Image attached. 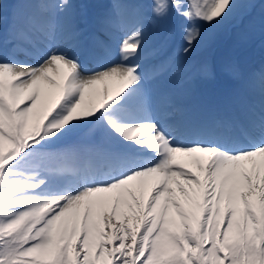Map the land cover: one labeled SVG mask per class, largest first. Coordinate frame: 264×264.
<instances>
[{
    "label": "snow or ice",
    "instance_id": "1",
    "mask_svg": "<svg viewBox=\"0 0 264 264\" xmlns=\"http://www.w3.org/2000/svg\"><path fill=\"white\" fill-rule=\"evenodd\" d=\"M77 7L0 0V264H264V72L202 98L151 44L264 30V0Z\"/></svg>",
    "mask_w": 264,
    "mask_h": 264
},
{
    "label": "rangeland",
    "instance_id": "2",
    "mask_svg": "<svg viewBox=\"0 0 264 264\" xmlns=\"http://www.w3.org/2000/svg\"><path fill=\"white\" fill-rule=\"evenodd\" d=\"M242 25H244V26H246L245 24H242ZM243 26H239V27H231V26H228L227 24H225V25H223V26H221V27H219V28H217V29H211V30H209V29H205L204 30V32H203V36H202V39L199 41L200 43L202 42V44H204L203 43V41H204V38H207L210 42H212V43H219L220 42V37L218 36L219 35V33H225V32H229L230 33V35H231V32H232V34H234L235 32H240V29L242 28ZM260 27V25H258V26H256V27H254L253 29H250V30H248V33H251L252 31H255V30H257V29H260L259 28ZM228 30V31H227ZM223 48V46H220V47H218V51H217V53L219 52V51H222L221 49ZM216 61H217V63L219 64V65H222V63H223V59L222 58H220V57H217L216 58ZM227 64H231V65H233L234 64V58H232V59H229V60H227Z\"/></svg>",
    "mask_w": 264,
    "mask_h": 264
},
{
    "label": "bare ground",
    "instance_id": "3",
    "mask_svg": "<svg viewBox=\"0 0 264 264\" xmlns=\"http://www.w3.org/2000/svg\"><path fill=\"white\" fill-rule=\"evenodd\" d=\"M145 198H147V192L145 193Z\"/></svg>",
    "mask_w": 264,
    "mask_h": 264
}]
</instances>
